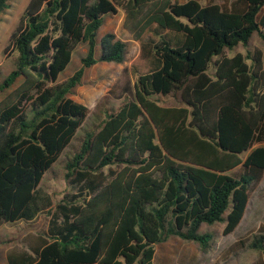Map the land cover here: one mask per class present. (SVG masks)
<instances>
[{"label": "trees", "instance_id": "1", "mask_svg": "<svg viewBox=\"0 0 264 264\" xmlns=\"http://www.w3.org/2000/svg\"><path fill=\"white\" fill-rule=\"evenodd\" d=\"M263 6L27 1L3 49L15 59L0 82V225L39 212L28 209L33 192L87 115L69 98L83 71L123 62V42L111 33L97 41L103 16L119 9L138 51L111 86L123 103L64 165L73 193L48 213L37 246L8 252L6 264H152L153 247L171 237L206 252L211 236L199 233L203 224L222 223V235L234 231L264 172V145L251 148L264 136V60L258 52L223 51L245 47L254 34L264 43ZM5 8L0 0V13ZM83 43L79 68L58 81ZM168 96L180 106L153 99ZM249 248L264 256L263 237Z\"/></svg>", "mask_w": 264, "mask_h": 264}, {"label": "rangeland", "instance_id": "2", "mask_svg": "<svg viewBox=\"0 0 264 264\" xmlns=\"http://www.w3.org/2000/svg\"><path fill=\"white\" fill-rule=\"evenodd\" d=\"M28 0H6V8L0 13V82L13 69L15 53L3 54L7 45L8 36L15 28L18 19ZM183 3L187 0H171ZM201 6L217 5L223 10H232L235 0H193ZM264 19V6L259 14V20ZM122 12L116 9L114 15H105L102 25L97 31V41L105 33H111L116 40L124 43V58L121 64L95 63L83 71L80 83L74 88L69 98L87 109V115L75 131L68 145L63 149L55 162L43 173L28 206L30 211L40 210L30 223L17 222L0 225V264H6L8 252H21L27 246L34 245L37 237H42L45 231L48 213L54 208L64 195L73 193L64 179V165L78 151L79 146L87 134L98 130L106 114L115 113L123 103L124 98H116L118 89L111 86L119 77L120 70L128 67L137 56L138 47L129 35L120 27ZM264 33V28L261 29ZM86 44H78L71 54L70 61L59 74L58 81L69 77L80 66V59L84 56ZM254 52L260 54L264 60V43L255 34L248 44L243 47L237 45L232 50H224L223 55L230 57L236 53L243 56ZM248 62V61H247ZM264 70V64L262 66ZM208 72H211L209 69ZM17 79L15 84H18ZM120 81L122 79L120 78ZM13 85V86H14ZM111 89V90H110ZM4 93H0V99ZM157 104L163 107L180 106L177 97H159ZM264 145V136L261 143L253 144L251 148ZM111 170L114 167H110ZM106 172V169H104ZM238 169L229 172L235 175ZM50 207L46 209L45 204ZM223 224L201 225L199 233L211 236L209 247L202 252L194 242L182 241L171 237L164 243L153 247L152 264H264V256L256 250L249 248L255 237H263L264 242V172L258 182L248 191V199L243 216L228 235H222Z\"/></svg>", "mask_w": 264, "mask_h": 264}, {"label": "crops", "instance_id": "3", "mask_svg": "<svg viewBox=\"0 0 264 264\" xmlns=\"http://www.w3.org/2000/svg\"><path fill=\"white\" fill-rule=\"evenodd\" d=\"M45 206H46V209H48V208L50 207V204L48 205L47 202H46ZM42 209H44V207L41 208L40 210H42ZM40 210H39V211H40ZM38 213H39V212H38ZM38 213H37V214H38ZM37 214L34 216V218H33L32 220L35 219V217L37 216ZM32 220H31V221H32ZM31 221H29V222H25V223H30ZM19 222H23V221H19ZM47 222H48V218H47ZM16 223H17V222H16ZM46 227H47V223H46ZM45 231H46V228H45ZM45 231H44V233H45ZM44 233L42 234V237H37V238H36V242H35L34 245H29V246H27V249H28V247H36L37 244H38V239H39V238H43V237H44V236H43ZM27 249H25L24 251H26L27 253H30ZM6 255H7V254H6Z\"/></svg>", "mask_w": 264, "mask_h": 264}]
</instances>
